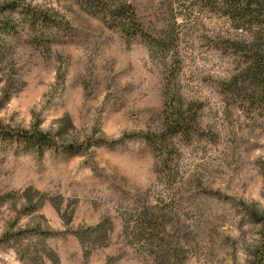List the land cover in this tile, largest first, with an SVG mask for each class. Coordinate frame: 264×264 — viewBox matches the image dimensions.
Listing matches in <instances>:
<instances>
[{
    "label": "rangeland",
    "instance_id": "1",
    "mask_svg": "<svg viewBox=\"0 0 264 264\" xmlns=\"http://www.w3.org/2000/svg\"><path fill=\"white\" fill-rule=\"evenodd\" d=\"M126 1L144 23L131 41L101 0L30 1L46 23L2 38L0 126L79 153L0 147V264L253 261L264 92L236 48L264 47V26L236 29L223 0ZM174 108L187 133H169Z\"/></svg>",
    "mask_w": 264,
    "mask_h": 264
},
{
    "label": "trees",
    "instance_id": "2",
    "mask_svg": "<svg viewBox=\"0 0 264 264\" xmlns=\"http://www.w3.org/2000/svg\"><path fill=\"white\" fill-rule=\"evenodd\" d=\"M39 0H15L1 6L0 13V48L3 45L2 38L13 35L16 30L17 20L24 17L30 18L31 22L35 18L30 11L28 2ZM96 1V0H91ZM105 4L106 13L112 22L117 24L115 28L117 33L126 41H131L139 35L144 36L142 29L144 23L135 14L133 7L126 0H101ZM219 11L225 17H228L235 24L236 29L253 28L264 26V0H223ZM22 16V17H21ZM46 19H40L39 22L33 21V25H44ZM258 43L253 42L247 48H236L239 53H245L251 60L250 66L247 68L243 76L245 82L253 87L251 98H256L255 93L264 92V47L260 41V37L256 36ZM245 49V50H244ZM174 108L170 112L167 126L169 133L175 135L181 132L187 133L188 126L183 123V114ZM184 127V128H183ZM54 136L48 132H43L34 126L31 130H7L0 126V147L15 149L16 153L34 152L37 156H42L45 151L53 153H79L76 146L65 145L60 143ZM257 223L262 226V239L260 244L253 251V261L251 264H264V215L254 214ZM3 239L0 240V244Z\"/></svg>",
    "mask_w": 264,
    "mask_h": 264
}]
</instances>
